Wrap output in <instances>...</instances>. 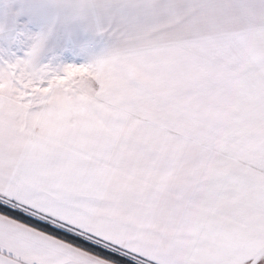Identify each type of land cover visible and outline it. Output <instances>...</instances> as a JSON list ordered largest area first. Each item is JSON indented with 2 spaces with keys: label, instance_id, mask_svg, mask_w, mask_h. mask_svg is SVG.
<instances>
[{
  "label": "snow or ice",
  "instance_id": "1",
  "mask_svg": "<svg viewBox=\"0 0 264 264\" xmlns=\"http://www.w3.org/2000/svg\"><path fill=\"white\" fill-rule=\"evenodd\" d=\"M0 264H264V0H0Z\"/></svg>",
  "mask_w": 264,
  "mask_h": 264
}]
</instances>
